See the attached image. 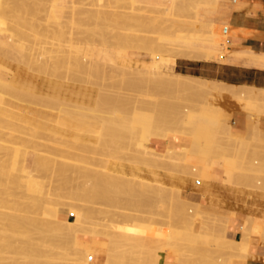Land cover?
Masks as SVG:
<instances>
[{"label":"rangeland","instance_id":"1","mask_svg":"<svg viewBox=\"0 0 264 264\" xmlns=\"http://www.w3.org/2000/svg\"><path fill=\"white\" fill-rule=\"evenodd\" d=\"M67 1L66 17L57 19L52 16L51 7L49 8L52 0H0V21L3 19L5 23L3 22L2 25L6 24L3 28L1 26L4 35L0 36V44L3 42L6 46H0V79L13 84L12 76L15 74L14 79L17 84L21 81L18 86L21 88L24 86L23 89H25L21 93L0 89V190L6 189L4 195L6 202L2 204L3 206L0 203V214L3 215L0 219L4 217L3 224L0 220V230L6 229L3 232L7 233L10 228L6 221L7 214H12L23 222L17 227L21 236L7 235L6 238H3L5 236L0 238V250L3 251L2 246L6 250L0 251V260L2 255L12 258L3 257L4 261L1 260L3 262L1 264H6V262L13 264V260L15 264H74V261H78L77 258L81 256L76 254L78 252L76 248L82 241L89 242L87 247L93 250V254L102 261V264H145V258L147 261L152 255L151 252L157 249L154 246V249H149L152 248L149 247L152 244L146 247L147 244L138 239L142 237L144 231L141 229L144 230L147 223L153 228L158 225L157 229L167 227L181 238L176 240L175 244L166 246L167 249L164 248L167 261L174 259L176 264H234L239 259L246 261L249 256L239 254L241 251L237 250L240 249L241 239L252 242L253 236L264 235V112L252 113L245 107V102L234 100L228 95L220 97L213 89L214 85L217 87L225 85L231 87L232 85L184 75L190 71L187 68L189 65L184 60L189 58L178 52L173 54L176 61L180 59L174 72L182 73L186 77L188 84L184 87L171 86L161 76H140L125 72L113 74L104 73L101 70H94L90 74H76L72 71V64L69 66L70 62L64 55L65 50L69 47L73 50L87 49L89 46H94L98 50H110L114 47L115 37L126 35L127 24L106 21L105 24L97 27L91 20L81 25L78 21L72 20L69 13L87 8L91 10L100 8L106 11L110 5L128 11L130 2L128 0ZM97 3H100L98 7L95 6ZM202 8L215 7L203 5L198 9L199 15ZM183 14L185 17L178 15L171 18L173 23L161 22L162 24L154 25L147 22L140 27H143L145 33L149 31L151 36H161L177 43L178 39L175 37L177 31L185 29L178 25V20H191L194 13L188 11ZM128 27L130 28V25ZM132 27H134L133 24L130 30L136 29L135 33L142 31L140 27L136 26L135 29ZM142 33L144 34V31ZM141 51H131L130 56L149 60L150 56L143 53L145 51ZM225 55L228 57L225 58ZM231 56H245L252 61L264 62V55L230 53L226 45L210 61H226ZM62 60L65 61L64 65L68 66L69 70L72 69L67 70L69 74L64 71L66 67L62 64ZM6 74L8 76H5ZM233 88L264 92V89L257 88L237 86ZM212 92L216 95L214 96ZM48 97L52 99L49 100ZM65 98L67 102L64 101ZM209 99L213 100V105L210 106H214L212 109L218 115L217 119L220 121L218 124L228 126L229 136L234 141L247 144L246 148L237 153L241 166L230 179L226 178L222 164H220L222 159L219 157L231 151L226 143H219V141L213 150L208 151L212 157L210 169H205L199 174V167L194 166L197 171L192 172L191 167L190 171L184 174V171H181L178 165L176 166L187 159L185 162L189 163L191 157L195 159L200 146L205 149L206 145L215 144L214 138L217 139L216 133L219 131V125L210 114L203 123L204 129L199 131L201 109L205 108L203 102ZM82 101H88L91 104L90 111L94 112V114L90 113L93 116V122L87 127L76 123ZM184 107L189 111L182 122L178 113ZM136 108L141 114L150 117L146 121L151 124V129L156 134L155 137L142 132L144 131L142 125L137 121L133 122ZM160 108H164L165 112L160 114L158 112ZM195 109L198 111L196 112ZM175 110L177 112L173 114ZM63 113H67L64 118H62ZM118 123L126 125V129L119 135L117 128L114 127V124ZM141 135H144V138H141ZM219 137L226 138L227 136L222 131ZM118 139L123 140L120 142ZM140 139L153 140L146 142ZM172 140L178 143L173 145ZM168 142L170 144H167ZM196 152L197 155H195ZM36 158L38 161L35 160ZM146 158L157 159L153 171H151L152 166L144 163ZM255 160L259 164H254ZM20 168L25 173L33 171L32 174L36 175L43 187L42 192H32L24 184L21 185L9 176L10 174L18 175ZM118 171H124L127 174L134 172L144 179L159 180L164 183V186H169L167 189L168 192L170 191L169 196L171 192L176 193V190L171 191V188H178L182 191L181 196L186 201L192 195L188 190L192 189L197 192L194 194V199L198 203L187 201L192 204H183L176 198L173 200H170L172 197L164 198L165 195L162 193L167 192L155 190L156 192L153 193V190L139 186L138 188L122 178ZM199 203H202V206H199ZM74 205L86 211L87 218L82 228L79 227L78 231L75 228V231L71 232L65 224L61 226L62 223L58 222L56 216H54L56 219L53 217L54 222L52 216L55 213L54 209L67 214ZM182 207L189 214H192L191 210L194 214L198 210L197 213L200 215L193 220L189 217H182L178 213ZM49 208L54 210L53 212L50 210L53 214H49V211L47 213ZM35 210L36 212H31ZM31 218H34L32 219L34 223L29 222ZM68 218L74 220V217L69 214ZM39 219H42L41 222ZM215 219L219 222L214 223ZM220 219L224 225L225 221L229 223V225L226 224L228 229L226 226L224 229ZM239 219L242 221L239 229L247 238L231 240L228 232ZM43 220L48 225H45ZM35 221L40 223L41 228L44 226V230L43 228L38 230L39 225L37 222L35 224ZM145 222L146 225H144ZM57 223H60L59 229H57ZM213 223L219 224L213 226ZM24 224H26L25 232L19 229L24 228ZM31 224L37 226L38 231H34L35 227ZM220 224L223 225L222 228L217 227ZM3 225L9 227L4 229ZM48 226L53 229L48 228L44 232ZM83 228L87 230L84 232ZM62 230L63 232H60ZM73 232L75 236L71 234ZM187 234L194 237L189 238ZM25 236L33 239L35 254L32 253L33 250L31 252L25 250L26 254L22 253L24 249L21 246L19 248L21 251L16 249L18 245H24L21 242L26 241ZM9 240L12 245L9 244ZM1 241L6 242L5 245ZM16 242L18 245L14 244ZM149 250L150 253L144 255ZM14 252L17 253L14 254ZM147 255H150L148 259ZM232 259L237 260L231 263ZM149 264L152 263L149 261Z\"/></svg>","mask_w":264,"mask_h":264},{"label":"bare ground","instance_id":"2","mask_svg":"<svg viewBox=\"0 0 264 264\" xmlns=\"http://www.w3.org/2000/svg\"><path fill=\"white\" fill-rule=\"evenodd\" d=\"M128 1L130 2V5L128 6V8H129L128 11H123V10H120V8H118V7H114V6L110 5L109 6L110 8L108 10H106V11H102L100 8H95V9H92V10L89 9V8H87L85 10L82 9L79 12L72 11L71 13H69V14H71L70 18L72 17V20L78 21L81 25L86 24L87 22H89L91 20L95 22V24H96L97 27L100 24H105L106 21L108 23L115 22V23H119V24L122 23V25H124V24L126 25L127 24L126 25V30H125V31H127L126 35L124 33V35H125L124 37H121V36L120 37L119 36L118 37H115V42L113 43V46L114 47L112 49H110V50H101V49L98 50V48H96L94 46H89L87 49L79 48L77 50H73L70 47H69L70 49L69 48L68 49L66 48L67 50H65V54L64 55L67 58V61L70 62V65L69 66H71V64H72V66H73V68L71 67L73 69V70L71 69L72 71H74L76 74L77 73H79V74H81V73H84V74L89 73L90 74L94 70L95 71L101 70V72H104V73H108L109 72V73H113V74L115 72H116V74H118V72L119 73L125 72V73H130V74L133 73L134 75H140V76L141 75H149V76H153V77L161 76V77H163L166 80L167 84H169L171 86L184 87V86H186L188 84L187 80H185L186 77L184 75L180 74V73L174 72V68H175L176 62H177L176 59H175V57H174V55H173L175 52H178L182 56H185L186 58H189L191 60H205V61H210V59H212L214 56H216L217 53L221 49H224L225 48V38L222 37L221 36V33H220L221 32L220 30H221L222 25H216V24H214L212 22L211 23L210 22H206L199 15V13H198V9L201 6H203V5H209V6H213L215 8L218 7L219 0H128ZM67 3H68L67 0H52L51 6H49V8L51 7L50 9H51L52 16H54L57 19H59V18L62 19V17H64V16L66 17L65 14L68 13L67 10H66ZM98 5H100V3H97L95 6L98 7ZM188 11H192L194 14H193L191 20L188 19V18H187L188 20H184V19L183 20H180V19L178 20V25H180L181 27H185V29H181V30H178L177 31V34L175 35V37L178 39V42L177 43H174L171 40H169L167 38H163L161 36H155V35L154 36H151L152 34L149 35V33H148L149 31H147V30H146L147 31L146 33H148V35H146L145 30L142 29L143 27L142 28L140 27V26L145 25L147 22L148 23H151V24H154V25L160 24L161 22L162 23H165V22H171V23H173L174 22L172 20L173 17L178 16V15H181V17H183V16L185 17V15L183 14V12H188ZM78 16L79 17H82V18H79ZM67 17L69 18L68 15H67ZM1 21H0V36H3L4 35V32L1 29V26L3 28V27L6 26V24H4L5 26L2 25L4 21H3V19ZM60 22H61V20H60ZM129 23H132L134 25V27H136V26H137V28L140 27V29H142V31H144V34L142 33V31L141 32H138V33H135L134 31L136 29L134 27H132V29L134 28L135 30H130L132 24H129ZM128 24L130 25V28L129 27L127 28V26H129ZM151 24H148V25H151ZM165 26H167V25H165ZM188 26H190L191 28L190 27L187 28ZM144 28H148V26H144ZM123 29H124V26H123ZM67 31H70V30H67ZM3 45L6 46V44H4L2 42V44H0V46H3ZM80 46H81V44H80ZM141 50L145 51L143 53H146V54H148L150 56V59L149 60H144V59H140V58H133V57L130 56L132 54L131 51H133V52H142ZM1 55H2V52H1ZM64 55H63V59H64ZM66 58H65V60H66ZM62 62H63V60H62ZM64 62L62 63L63 65H64ZM262 65H264V64H262ZM64 66H63V68H64ZM0 67H1V64H0ZM60 67H61V65H60ZM65 67L66 68H64V69H66V70H64V71L67 72L66 74H69L70 72L68 73V71H67V70H69V67L68 66H65ZM71 70H69V71H71ZM62 71H63V69H62ZM14 75L12 76V78L14 80V82H12L13 84L7 83V81L4 82L3 80L0 79V89L10 90V91H14V92H17V93L24 92L25 91V89H23L24 86L22 88L18 86L19 82H21V81H19L18 84H17L16 80L14 79V78H16V76H14ZM5 76H8V75L6 74ZM81 83H82V81H81ZM22 84H21V86H22ZM93 84H95V83H93ZM209 86H213V85H209ZM216 88H218V89H216ZM71 89H72V87H71ZM101 89H102V87H101ZM213 89H214L215 92H217V94L220 97H222L224 95H228V96H231L232 98H234V100L236 99L237 101H240V102L242 101L243 103L245 102V104H246L245 107L249 111H252V113H254V112L255 113H257V112L258 113L264 112V92H262V91H254L252 89L251 90H239V89L233 88V86L228 87L226 85L223 86V87H217L216 85H214L213 86ZM213 92H212V94H213ZM72 93H73V91H72ZM67 94H69V93H67ZM69 95H72V94H69ZM77 95H78V93H77ZM63 96H66V95H63ZM228 96H226V97H228ZM60 97H61V95H60ZM48 98H49V100L52 99L51 97H48ZM212 99H209L208 101L206 100V102H203L205 108L201 109V113L202 114H201V117L199 119V122H200L199 131H202L204 129V124L203 123L205 122L208 114L211 115L212 119L217 124L218 123L220 124L219 119H217V116L218 115H216L215 112H214V110L212 109V107H214V106H212V107L210 106V105H213V103H212L213 100ZM81 100H82V98H81ZM64 101H66V98H65ZM97 102H99V101H97ZM73 103H75V102L73 101ZM79 104H80V100H79ZM65 105H67V104H65ZM76 105L78 106V104H76ZM90 105L91 104L88 103V101L87 102L86 101H82L81 102V105L79 106L80 111L78 110L79 111L78 112L79 115L77 114L78 117H77V122L76 123H79L83 127L84 126L87 127L90 124H92V122H93V116L90 113H93L94 114V112L90 111V107H91ZM242 108H240V109H242ZM91 109L93 110V108H91ZM7 111H10V109H7ZM188 111H189V109H187L186 107H184L182 110H179L178 115L180 114V120L182 122L184 121L185 117L187 116ZM195 111L197 112L198 109H195ZM158 112L160 114H162V113L165 112V109L164 108H160V109H158ZM176 112L177 111L175 110V112H173V114H175ZM67 113H63L62 114L63 115L62 118H64L65 116H67L66 115ZM71 115H73V114H71ZM149 118L150 117H148L147 115L141 114L138 111L137 108L134 110L133 122H136L137 121L138 123H140L142 125V127L144 128V131L142 130V132H147V134L149 136L155 137L156 134L151 129V124L146 121ZM42 119H45V118L42 117ZM70 119H71V117H70ZM114 127L117 128V134L118 135L123 130L126 129V125L123 124V123H118L117 125L114 124ZM184 129H186V128H184ZM220 129H222L223 133L227 136L226 138L219 137V135H222V131ZM216 136H217V139L214 138V141H215V144L214 145L208 144V145H206L205 149H202L201 146H200V149L198 151V156L196 157L197 159L195 158L196 159L195 160V159H192V157H191V160H195V161L192 162L189 159L190 162L188 163V162H185V161L188 160L187 159L184 162H181V163L176 164V166L178 165L177 167L180 168L181 171H184V174H185V172L187 174L190 171L191 167L193 169L192 172L197 171V168L195 169L194 166L199 167V174L203 170H205V169L206 170L210 169L211 162H212V157H211V155H209L210 153L208 154V151L213 150L216 147L215 145L219 141V143L220 142L226 143L227 144L226 145L227 148H229V150L231 151L230 153L221 154L220 155L221 157H219V158L222 159V161L220 162V164H222V170H223L224 174L226 175V178L227 177H229L228 179L232 178V176L234 175V173H237L236 170L239 168V166H241L240 165L241 163L238 162L239 159H238L237 153H238L239 150L242 151L243 148H246V145L247 144H246V142H237V140L234 141L233 138H231L229 136V128H228V126H225V124L219 125V131H217ZM141 138H144V135H141ZM118 140L121 142L123 139H118ZM140 140L148 142V141H152L153 139H140ZM232 141L234 143H232ZM211 154H212V151H211ZM195 155H197V152H196ZM37 159L38 158H36L35 160H37ZM46 159H49L50 160V158H46ZM146 159L147 160L144 159L145 160L144 163H146L148 166H152L151 167L152 168L151 171H153V167H154V164L157 162V159H154V158H151V159L146 158ZM153 159H154V161H153ZM149 160H152V161L150 162ZM169 160H171V159H169ZM191 162H192V165H190ZM254 164L257 165V164H259V162H257L255 160ZM132 171H134V170L132 169ZM18 172H19L18 175H14V174L11 175L10 174L9 176L12 177V178H14V179H16V181L18 183H20L21 185L24 184L26 186V188L29 189V190H31L32 192H39V193L42 192L43 187L40 185L41 183L38 182V180L36 178V175L34 174L35 175L34 176L32 174L33 171L32 172L30 171L29 173H25L20 168L18 170ZM118 173L120 174V176H122V178H124L128 183H131L133 186H137V187L139 186V187H144L145 189L147 188L149 190H153V193L156 192L155 190L161 191V192L162 191L163 192H167V193H162V194L165 195L164 198L165 197H169V198L172 197L170 200H173V198H176L179 202H181L183 204H188L189 203V202H187L186 200H184L182 198V196H181L182 191L180 189H178V188H171L172 189L171 191H173V189H174V191L176 190V193L174 194L173 192H171L172 194H171V196H169V194H170L169 192L170 191L168 192V190H167L169 186L168 187L164 186V183H161V181H159V180H154V178L152 180H149L150 178L149 179H144V178H142V176H139L138 174H136L134 172L131 173V174H127L124 171H118ZM150 174H152V172ZM152 176H154V174ZM229 181H231V180H229ZM28 192H30V191H28ZM5 193H6V189H1L0 190V203H1V205L6 202L5 201L6 199L4 197ZM159 195H160V193H159ZM157 196H158V194H157ZM48 198H50V197H48ZM157 198H159V197H157ZM161 198H162V196H161ZM169 198H168V200H169ZM55 200H56V198H55ZM65 201H67V200H65ZM156 201H158V200H156ZM163 201H164V199H163ZM48 202H50V201H48ZM164 203H163V205H164ZM171 203H172V201H171ZM166 204H168L167 201H166ZM191 204L192 203H189L188 205H191ZM193 205L197 207L196 204L193 203ZM200 205L202 206V203H199V206ZM183 207H182V210L181 211H178V213L182 217H189L191 220H193L194 218H197L198 215H200V213L199 214L197 213L198 210L195 211L196 214H194L193 210H191V211L189 210L190 213H192V214H189L187 212V210L185 209L186 206H185L184 209H183ZM54 208H56V206ZM71 209L72 210H70L69 212H67V214H64V212H58L56 209H54L55 211L54 210L53 211L55 213L53 214V213H51L53 211L51 210V208H49V210H47V213L49 211V214H53L52 219H53L54 216H56L58 218V222H61L62 223L61 226H63V224H65V226H67V228L70 229L71 232H72V231H75V228L77 230L79 227L83 226V224L85 222L84 220H85V218H87V215L85 214L86 211H84V210H82L80 208H77L76 205L72 206ZM50 210H51V212H50ZM160 210H162L161 207H160ZM31 212H36V210L35 211H31ZM47 213H46V215H47ZM68 214L69 215H72L74 217V220H70L68 218ZM7 215L8 216L6 217L7 218L6 221H8L7 224H9L10 228H9V230H7V233H5L3 231H5L6 230L5 228H8L9 226L3 225V227H4L5 230H3V228H2V230H0V231H2L5 234H3L2 232H0V238H2L3 236H5L3 238H6L7 235H13L15 237L21 236L19 234L20 232L17 230L18 229L17 227H19V225L22 224L23 222L20 219H16V217L14 215H12V214L11 215L7 214ZM43 215H44V213H43ZM0 216H3V215L0 214ZM29 217H31V216H29ZM29 217H28V219H29ZM56 217H54V218L56 219ZM215 217H217V216H215ZM228 217L229 216H227V218ZM3 218L0 219L1 220V223L4 221ZM36 218H37V216H36ZM45 218H47V217H45ZM50 218H51V215H50ZM32 219L34 220V218H31V221H29V222H32ZM218 219H217V221H218ZM41 220L39 222H41ZM187 220H188V218H187ZM187 220H185V221H187ZM24 221H26V220H24ZM45 221L48 222V220H46V219H45ZM53 221H54V219H53ZM217 221L215 219L214 223L217 222ZM220 221H221V219H220ZM26 222H24V223H26ZM29 222H28V224H29ZM36 222L37 221H35V224H36ZM43 222H44V220H43ZM228 222H230L229 219H228ZM32 223H34V222H32ZM50 223H52V222H50ZM200 223H202V222H200ZM214 223H213V226L214 225L216 226V224L217 225L219 224V223H216V224H214ZM222 223L224 225V222H222ZM37 224H38V222H37ZM44 224H45V222H44ZM59 224H58V228L57 229H59ZM147 224L148 225H146V222H145L144 225H146V227L143 226L144 227V230L141 229V231H144V232H142V237L140 236L141 238L138 237V239H141V241L143 243L147 244L146 247H148V244H150V245L152 244V246H149V247H152V248H149L151 250L154 249V247L157 248L156 250L154 249V251H153L154 253L151 252L152 255H151L150 258L148 257L150 255H147V259L149 258L150 260L149 259L148 260L152 264H162L163 258L166 257V250L165 249H167V248H165V247L166 246H171L173 243L175 244V241L176 240H179L181 238L178 237L176 234H174V231L173 230H170L167 227L162 228V229H157L156 226H158V225L155 226L156 228L155 227L153 228L152 226L149 225V223H147ZM226 224L229 225V223H227L225 221L224 229H225V226L228 229V225H226ZM38 225H39L38 227L36 226L38 228V230L39 229L42 230V228L44 230V226L41 228L40 227V223ZM45 225H48V224L46 223ZM54 225L56 226L55 223H54ZM25 226H26V224H24V228H21L20 227L19 229H23V231H24L25 230ZM32 226H34V225H32ZM49 226L47 228H45V231L44 232H46V229H48V228L53 229V228H51ZM222 226L220 224V226H217V227H221L222 228ZM36 227L34 228V231L37 230ZM203 227H205V226H203ZM85 228H87V226H85ZM133 228H131V229H133ZM209 228L212 229L211 227H209ZM136 229H135V231H136ZM55 230H53V231H55ZM82 230H84V228ZM85 230H87V229H85ZM85 230H84V232H85ZM56 231H59V230H56ZM65 231H67V230H65ZM79 231H81V230H79ZM225 231H224V233H225ZM60 232H63V230L60 231ZM71 234H74V232L71 233ZM102 234H104V232H102ZM75 235L76 234H74V236ZM111 235H113V234H111ZM242 235H243V233H242ZM13 236H11V237H13ZM217 236L218 235L216 234V237ZM220 236L223 237L224 235H220ZM188 237L190 238L191 235L190 236L188 235ZM192 237H194V236H192ZM255 237H261V239L263 238L262 240H264V235H262V234L261 235H255V236H253V238H255ZM242 238H247V236L244 234ZM20 239H21V237H20ZM74 239L72 240L73 242L75 241ZM4 240H6V239H4ZM7 240H8V238H7ZM21 240H23V238ZM32 240L33 239H31V238L29 239L28 237H26V241L21 242L24 245H18L17 242H16L17 244L16 243H14V244L15 245H18V247L16 249H19L20 246H21L22 249H24V250H22V251L20 249L19 250L22 253L26 254L24 252L25 250L26 251H29L30 250V252H31V250H33V248H34V246L32 244L33 243ZM186 241H188V240L186 239ZM241 241L242 242L239 244L240 245V249L239 248L237 249L238 251L240 250L241 252L240 253L238 252V253L239 254L242 253V255H244V256L247 257L248 256V251H249V249L251 247L252 242L251 241H248V240H245V239L244 240L241 239ZM9 242L8 243L11 244V241L10 240H9ZM1 243L3 245H5L4 243H6V242L1 241ZM88 244H89L88 241H82L81 244H80V246L76 248V250L78 251V252H76V254L79 255V256L81 255V256H80V258L79 257L78 258L76 257L78 259V261L75 260L76 262L74 261V264H102V261L93 254V250L92 249L90 250V248L87 247ZM233 244H234V242H233ZM235 245H236V243H235ZM239 245H237V246H239ZM237 246H235V247L237 248ZM2 247H3V251H6V250H4L5 247L4 246H2ZM143 247H145V246H143ZM7 248H8V246H7ZM113 249L115 250L114 247H113ZM169 249L171 250L172 248H169ZM0 251H2V249ZM116 251H117V249H116ZM21 252H19V253L21 254ZM10 253H11V251H10ZM16 253L14 252V254H16ZM32 253L35 254V251L32 252ZM149 253H150V250L148 251V253H145L144 255L149 254ZM4 254H6V253H4ZM27 255H29V254H27ZM2 256L5 257V255H2ZM12 256H13V254H12ZM0 257H1V254H0ZM3 257L1 259L2 261H4L3 260ZM14 257H15V255H14ZM28 257H25V258L27 259ZM186 257H188V256H186ZM5 258H10V257H5ZM144 258H145V256H144ZM10 259H12V258H10ZM1 260H0V264L2 262ZM17 260H18V257H17ZM148 260L146 261V258H145V261H144L145 264H146V262H148L147 264H149V261ZM34 262H35V260H34ZM192 263H194V262H192ZM6 264H8V263L6 262ZM13 264H15L14 263V260H13ZM184 264H186V263H184Z\"/></svg>","mask_w":264,"mask_h":264},{"label":"crops","instance_id":"3","mask_svg":"<svg viewBox=\"0 0 264 264\" xmlns=\"http://www.w3.org/2000/svg\"><path fill=\"white\" fill-rule=\"evenodd\" d=\"M200 16L206 22L222 25L220 33L225 38V45L230 53L264 55V0H219L216 8H202ZM226 57L228 55H225ZM184 60L190 69L184 75L242 88L264 89V62L252 61L245 56H231L226 61ZM179 61L180 59H177L176 66ZM172 143L176 145L178 141L172 140ZM188 191L192 195L187 201L198 203L194 199L197 192L192 189ZM241 222L239 219L236 225L230 228L228 233L231 240L242 238L239 229ZM262 241L261 237H255L248 251L249 258L246 261L239 259L234 264H264ZM167 259V256L164 257L162 264H176L174 259ZM234 260L237 259H232L231 263Z\"/></svg>","mask_w":264,"mask_h":264}]
</instances>
